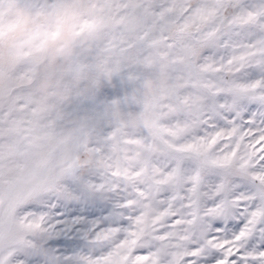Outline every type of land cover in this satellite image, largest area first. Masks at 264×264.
<instances>
[{"label":"snow or ice","instance_id":"snow-or-ice-1","mask_svg":"<svg viewBox=\"0 0 264 264\" xmlns=\"http://www.w3.org/2000/svg\"><path fill=\"white\" fill-rule=\"evenodd\" d=\"M0 264H264V0H0Z\"/></svg>","mask_w":264,"mask_h":264}]
</instances>
